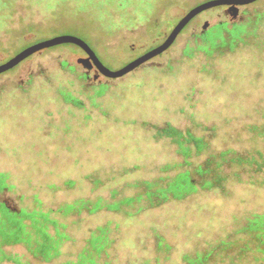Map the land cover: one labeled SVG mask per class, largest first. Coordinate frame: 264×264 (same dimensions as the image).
Wrapping results in <instances>:
<instances>
[{"label": "rangeland", "instance_id": "obj_1", "mask_svg": "<svg viewBox=\"0 0 264 264\" xmlns=\"http://www.w3.org/2000/svg\"><path fill=\"white\" fill-rule=\"evenodd\" d=\"M62 1L9 0L0 63L66 34L115 70L204 0H150L146 13L142 0ZM67 44L0 73V200L38 215L23 240L0 236V264H264V234L248 228L264 215V0L202 11L117 78L78 63L86 53ZM181 173L192 186L162 195Z\"/></svg>", "mask_w": 264, "mask_h": 264}, {"label": "water", "instance_id": "obj_2", "mask_svg": "<svg viewBox=\"0 0 264 264\" xmlns=\"http://www.w3.org/2000/svg\"><path fill=\"white\" fill-rule=\"evenodd\" d=\"M254 1L256 0H204L198 4H195L194 6L189 8L184 13V15H182L177 20V22L173 25V27L166 35V37L163 39V41H161L151 49L145 50L143 53H141L134 59L128 61L127 63H125L124 65H122L121 67L115 70H111L107 68L100 61V59L97 57L93 49L88 45L86 41H84L83 39L77 36L65 34V35H57L54 37L45 38L22 48L20 51L15 53L8 60L0 63V73L9 70L10 68L14 67L19 62L23 61L24 59H26L35 52L60 44L71 43L77 45L86 53V56L79 57L77 59L78 63L82 64L84 67L88 69L91 67H95L97 71L105 77H109V78L121 77L131 72L132 70L136 69L138 66L142 65L148 60L161 54L166 49H168L174 43L178 34L187 25V23L202 11L217 6L227 5L230 7V11L234 13L236 11V6L246 5Z\"/></svg>", "mask_w": 264, "mask_h": 264}, {"label": "trees", "instance_id": "obj_3", "mask_svg": "<svg viewBox=\"0 0 264 264\" xmlns=\"http://www.w3.org/2000/svg\"><path fill=\"white\" fill-rule=\"evenodd\" d=\"M65 0H63L61 3L62 4H64L63 2H64ZM7 2H9V0H0V17L2 16V15H4V16H6V14H5V12H3V10L5 9V8H8V7H10V6H6L7 5ZM104 2L105 3H108V4H110V3H115V5H117V7L119 8H122V9H125V8H127L128 6H132V4H134V6H137V4L135 3V1L134 0H104ZM62 4L61 5H59L61 8H62ZM86 4V3H85ZM145 4V6H141V7H143V8H141V9H139L138 10V12L139 11H143V12H148L149 10V7H150V5H151V1L150 0H142L141 1V4L140 5H144ZM85 6L86 5H84L83 3L81 4V3H78V5L75 7V10H78L79 12H83L82 10H85ZM60 9L57 7L54 11V13H53V15H55V13L57 12V11H59ZM148 10V11H147ZM73 13H75L74 11H72ZM58 19V18H57ZM218 25H223V24H218ZM34 29V28H33ZM32 28H29V29H26V31H29V30H33ZM25 31V30H24ZM232 32V34H233V31H231ZM22 33V32H21ZM42 33V32H41ZM40 33V34H41ZM209 32L206 30L204 33H202L201 35L202 36H206L207 34H208ZM34 43V42H33ZM30 44H32V43H30ZM30 44H27V45H25L24 47H26V46H28V45H30ZM63 46H70V45H68L67 43L66 44H60V45H56V46H53V47H63ZM74 46V45H73ZM23 47V48H24ZM53 47H51V48H53ZM72 47V46H71ZM22 49V48H21ZM64 63H62V65H63ZM165 131H168L169 132V134H171V135H176L177 137H181L182 136V134L181 133H179V132H177V130L175 129V128H171V127H169V128H167V129H164ZM189 136H188V139H185L184 141H182V140H177V142L180 144V145H182L184 142H187L190 138H192V135L189 133L188 134ZM197 142L198 143H200L201 144V140L200 139H197ZM196 146H198V147H200L201 145H199V144H197ZM183 148V150H184V156L185 157H187V156H189V154H190V151H189V149H188V147H182ZM225 154V152H221V155H224ZM185 178V181L183 182V179ZM192 186V184H191V182L189 181V179L184 175V173H181V174H179L177 177H176V179L174 180V182H171L170 184H169V187L167 188V189H165V188H162V189H160V192L162 193V195H165L166 193H167V190H169V189H171V190H173V193H174V195L175 196H181V195H183V190L184 189H186L187 187H191ZM131 199H125L124 201H126V202H129ZM122 201H118V202H115V204H113V205H108L107 207L109 208V207H114V208H118V206H119V203H121ZM97 207V205H95V207H94V209ZM50 223L51 224H53V225H55V220H51L50 221ZM248 228H253V229H259L260 230V234H264V215H260V216H255L253 219H251L250 221H249V224H248ZM47 237H48V235H47ZM103 239V229H100V232H99V234H97L94 238H93V245H94V247H95V249L96 250H100L101 248L100 247H102V245H103V243H102V240ZM49 249V245L47 246V250ZM39 250V249H38ZM42 250H44V249H40V251H42ZM45 251V250H44ZM48 254H49V251L47 252ZM87 259V257L85 258V260ZM90 263L91 264H96L95 262H93V261H91L90 260Z\"/></svg>", "mask_w": 264, "mask_h": 264}, {"label": "flooded vegetation", "instance_id": "obj_4", "mask_svg": "<svg viewBox=\"0 0 264 264\" xmlns=\"http://www.w3.org/2000/svg\"><path fill=\"white\" fill-rule=\"evenodd\" d=\"M4 187V181L0 174V190ZM36 215V216H35ZM42 216V214H41ZM43 217V216H42ZM0 218H3L5 221L4 223H0V236L5 239V241L9 242H17L23 240L21 236V232L23 231L24 220L25 219H32L34 222H38V215L36 211H11L9 207L6 205L4 200H0ZM5 223H9L12 227V230L8 231L4 225ZM40 224V223H39ZM39 231V234L44 233L42 232L41 228L36 227Z\"/></svg>", "mask_w": 264, "mask_h": 264}]
</instances>
